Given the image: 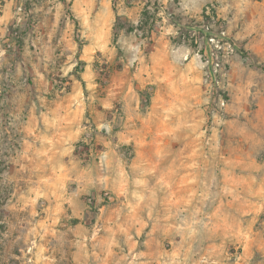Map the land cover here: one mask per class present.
<instances>
[{
    "label": "rangeland",
    "instance_id": "1",
    "mask_svg": "<svg viewBox=\"0 0 264 264\" xmlns=\"http://www.w3.org/2000/svg\"><path fill=\"white\" fill-rule=\"evenodd\" d=\"M6 11L0 264H264V0H14ZM203 25L235 44L216 72L204 34L192 39ZM77 81L105 124L88 121L80 142L96 186L48 193L24 128L64 111Z\"/></svg>",
    "mask_w": 264,
    "mask_h": 264
},
{
    "label": "crops",
    "instance_id": "2",
    "mask_svg": "<svg viewBox=\"0 0 264 264\" xmlns=\"http://www.w3.org/2000/svg\"><path fill=\"white\" fill-rule=\"evenodd\" d=\"M13 2L14 0H0V31L3 30L4 22L10 19L6 10ZM184 7L183 5L182 9ZM184 11L188 13L186 10ZM14 49H18V46L14 45ZM4 53L5 51L0 45V99L3 85L2 68L5 65ZM93 58L91 50L85 46L78 60L86 63V67L90 69ZM88 69L82 76L84 82L89 81L87 78L90 76ZM78 83L81 82H75L74 92L63 96L64 100L68 101L64 111L50 109L46 112L42 111L36 116L33 113L29 125L24 128L28 137V140L25 141L26 159L37 175L36 178L44 183V188L48 193L53 190L58 192L61 187H65L75 180L82 182L84 180L85 182L82 184L84 189L92 187L90 185L96 186V182L92 179L95 165L92 167L90 164H81L79 154L83 148L80 142L86 133L87 125L85 124L88 121L92 120L100 126H105V124L101 121L97 111H91V105L89 108V104H87L89 97L83 92H79ZM35 121H37V125H34Z\"/></svg>",
    "mask_w": 264,
    "mask_h": 264
},
{
    "label": "built area",
    "instance_id": "3",
    "mask_svg": "<svg viewBox=\"0 0 264 264\" xmlns=\"http://www.w3.org/2000/svg\"><path fill=\"white\" fill-rule=\"evenodd\" d=\"M193 31L194 33H193L192 39L196 44H198L197 34L201 32L204 34L203 38H205V41H206L204 52L206 56H208V60L209 62H211L213 66V70H215L216 72L218 68L220 67L219 58L223 55L225 56V55H230L234 53L236 50L235 44H233L232 42L228 40L222 41V42L217 40L216 37L212 34L210 27L208 25L201 26L200 32L198 31L197 27H193ZM223 36H224L223 39H226V34L224 32H223ZM87 140H88L87 142L90 141V144H92L93 138H90V140L87 138ZM90 203L92 202L90 201Z\"/></svg>",
    "mask_w": 264,
    "mask_h": 264
},
{
    "label": "trees",
    "instance_id": "4",
    "mask_svg": "<svg viewBox=\"0 0 264 264\" xmlns=\"http://www.w3.org/2000/svg\"><path fill=\"white\" fill-rule=\"evenodd\" d=\"M120 16H117V23H116V25H115V31L117 32V30L118 29H121L122 28V25H120ZM127 31L128 32H132V31H134V29H133V27H129V28H127ZM118 34L117 33H115V36H117Z\"/></svg>",
    "mask_w": 264,
    "mask_h": 264
}]
</instances>
